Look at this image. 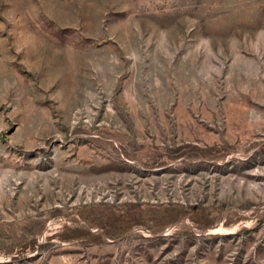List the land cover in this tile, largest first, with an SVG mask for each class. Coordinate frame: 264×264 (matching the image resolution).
I'll return each mask as SVG.
<instances>
[{
  "label": "rangeland",
  "instance_id": "1",
  "mask_svg": "<svg viewBox=\"0 0 264 264\" xmlns=\"http://www.w3.org/2000/svg\"><path fill=\"white\" fill-rule=\"evenodd\" d=\"M0 264H264V0H0Z\"/></svg>",
  "mask_w": 264,
  "mask_h": 264
}]
</instances>
